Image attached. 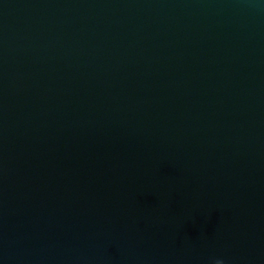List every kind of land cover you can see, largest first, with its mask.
<instances>
[{"label":"water","instance_id":"1","mask_svg":"<svg viewBox=\"0 0 264 264\" xmlns=\"http://www.w3.org/2000/svg\"><path fill=\"white\" fill-rule=\"evenodd\" d=\"M264 264V0H0V264Z\"/></svg>","mask_w":264,"mask_h":264},{"label":"clouds","instance_id":"2","mask_svg":"<svg viewBox=\"0 0 264 264\" xmlns=\"http://www.w3.org/2000/svg\"><path fill=\"white\" fill-rule=\"evenodd\" d=\"M216 264H222V262L221 261H217Z\"/></svg>","mask_w":264,"mask_h":264}]
</instances>
